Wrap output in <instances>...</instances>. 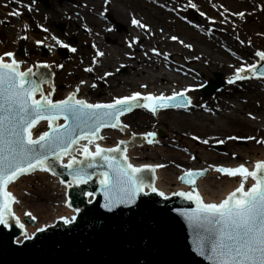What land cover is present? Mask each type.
Masks as SVG:
<instances>
[{
  "label": "bare ground",
  "instance_id": "1",
  "mask_svg": "<svg viewBox=\"0 0 264 264\" xmlns=\"http://www.w3.org/2000/svg\"><path fill=\"white\" fill-rule=\"evenodd\" d=\"M183 1L189 3V0ZM121 2L118 5L103 6L102 3L93 0L85 6L86 9L83 13L78 15L71 13V10L63 5L55 8L51 13L39 12L37 15L39 21H45L48 24L64 22L68 25V29L60 38L51 28L48 29V32H44L41 27H38L35 33L31 31V26H28L25 30L30 34L31 41L35 43L46 41L48 44L45 46L54 48L58 45L52 39V36H55L64 44H66L65 38L68 37L79 44L78 47L75 46L77 49L75 53L70 51L69 60L62 69L54 75L51 73L52 76L49 77V80H52V87L45 83L42 85L45 94L51 92V96H56L54 100H62L64 97L74 94L76 99H83L87 103H101L110 101L114 97L131 95L133 92H140L143 95L181 91L192 101L191 95L194 94L195 88L202 85L191 74L202 72L199 65H204L207 70L217 71L223 75H235L236 69L241 66L258 64V59L248 60L240 53V51L254 49L249 46L247 41L236 37L225 29L222 38L212 35L215 30L228 26L216 17H207L206 22L204 21L201 25L199 23V26L195 28H189L166 10L161 11L148 7L142 2L130 3L129 10L134 9L132 12L141 18L139 20L142 24L147 21L150 25L147 26V29H141L131 23L133 16H128L127 7L121 5ZM166 6L168 7L169 4L167 3ZM93 9H98L99 13L110 14L116 22L126 23L125 32L121 36L111 34L110 27L96 18V15L92 13ZM39 26L41 25L39 24ZM24 28V25L20 23L15 27V30ZM43 28L46 27L43 25ZM81 28L86 31L84 36L80 34ZM173 36L177 39H171ZM45 37L48 38L45 40ZM105 37L116 40V46L113 49L107 48L108 46L103 47L101 39ZM133 38H138L137 42L132 48H129L128 43ZM21 39L25 40L24 37ZM93 44L96 45L95 48L92 47ZM185 44L191 45V48H186ZM41 45L43 43L39 44V46ZM175 46L179 51H173ZM237 47L240 48V51L236 49ZM152 49H155L156 52H153ZM97 51L104 55L98 56L96 62L93 63L92 58ZM108 52L111 54L109 55ZM157 52L159 55L156 54ZM3 53L0 52V55ZM13 58L15 59L13 56L4 60L10 62ZM44 63L49 65L50 71L53 58H50L48 63L47 60L34 59L33 66H27V68L31 67L36 72L37 65ZM120 65L127 66L128 72L126 75L117 77L114 71L116 66ZM87 67H91L93 71L86 72L84 69ZM21 70L23 71L25 68ZM105 72L112 73V75L104 77ZM100 77H104V79H99ZM81 80L86 83L81 84ZM96 83L102 84L101 87L89 91V87ZM141 85L147 87L142 88ZM77 87H79V91H76ZM261 88L257 83L235 82L231 85L228 84L206 104L198 105L196 102H192V106L187 110L177 108L159 111L156 115H152L146 109L137 108L131 113L120 116L121 123L128 125L127 129L124 131L119 129L101 130L99 135L104 139H98L95 143L100 144L103 148L109 146L115 148L120 144V141L127 142L140 135L139 142L127 146L125 155L128 157V162L133 165H163V167L155 168L152 186L163 192L165 197H176L178 192L196 188L205 203H219L228 193L239 186L240 178L221 176L215 170L216 166L235 167L243 163L249 170H253L257 162L264 161V143L257 142H264V94L260 90ZM61 89L64 92L60 93ZM97 94H102L103 98L98 99ZM39 96L40 94H37L35 98H39ZM259 102L261 106H259ZM154 123L162 126L167 125L168 129L173 131V136L170 140L160 139L156 140L158 143L146 146L147 141L143 138V134L150 132L149 128ZM46 129L47 126L43 122L37 124L31 130L33 137L38 136ZM177 136L192 138L194 144L190 143L181 147ZM230 136L240 139L255 137V139H246L249 142L247 146L239 147L235 144L238 139L230 140L228 139ZM194 137L199 139H194ZM204 140H207L208 143H203ZM221 140L223 143H219ZM108 142L109 146L106 145ZM80 143L87 142L80 141ZM216 144L224 146L225 156L220 157L209 151V147ZM90 150H95L94 145L90 146ZM193 154H196L198 162L192 160ZM233 154L239 159L232 160ZM66 160L68 159H63L62 162L65 163ZM188 170L193 172L206 170V174L199 178L194 186H186L180 183V177ZM43 173L49 178L47 185L55 196V205L61 206L60 210L53 207L55 212L51 220H55L58 216L71 215L73 210H70L65 203V184L61 183L51 172ZM20 180L10 185L8 190L13 192L15 190L13 185ZM254 183H256L255 180L249 177L245 181V191ZM13 193L18 200L20 192L15 190ZM16 207L17 204H13V211L16 212L17 218L23 224V218L29 217L25 215L27 211L18 214ZM32 216L35 215L32 214ZM43 222L45 221L37 220L36 227L42 225ZM23 225L24 234L30 235L34 228ZM23 238L24 236L17 242Z\"/></svg>",
  "mask_w": 264,
  "mask_h": 264
},
{
  "label": "snow or ice",
  "instance_id": "2",
  "mask_svg": "<svg viewBox=\"0 0 264 264\" xmlns=\"http://www.w3.org/2000/svg\"><path fill=\"white\" fill-rule=\"evenodd\" d=\"M107 2L108 0H105V3ZM192 7L195 5L193 4ZM15 14L19 15V13ZM201 15L203 16L204 13ZM239 15L243 16L242 13ZM131 23L141 29H147V26L136 18H133ZM24 27L27 29L28 26ZM38 27L48 32L47 28L39 25ZM26 38L25 36L24 39ZM47 38L45 37V40ZM52 39L73 53L77 51L75 47L64 44L55 36H52ZM137 39L133 38L128 43V47L132 48ZM171 39L176 40L177 37L173 36ZM41 43L43 41H37L38 45ZM184 46L191 48L188 44ZM92 47L95 48L96 45L93 44ZM152 51L156 52L155 49ZM156 54L159 55L158 52ZM103 55L104 53L97 51L92 58L93 63L98 56ZM255 55L264 62V52L257 51ZM13 56L12 52L0 55V225L9 227L10 219L14 218L13 204L19 203L8 190V185L20 176L37 170L51 172L56 176L57 172L54 169L64 156H69V160L66 164L61 163L60 166L72 177V180L67 182V186L72 187L76 183L86 184L93 175H99L101 190L105 197L103 207L109 211L118 204L133 203L146 187H151L152 192H157L151 183H145L142 173L145 168L154 172L155 168L163 165L133 166L124 155L127 152L126 141H120L115 148H103L95 141L104 139L103 136L98 135L104 127L120 131L127 129L128 125L120 121V116L125 113L137 108L146 109L153 115H156L160 109L187 110L192 106L189 97L183 92H174L171 96L164 94L155 96L151 93L142 95L140 92H133L131 95L114 97L110 103H87L83 99H76L74 94L66 99L54 101L51 99L52 93L45 94L41 88V84L46 82L44 73L34 72L31 67L22 71L21 64L24 61L18 62L14 58L10 62H5L4 57ZM37 67L47 68L48 65L44 63ZM57 67L62 68L63 65ZM84 70L93 71L91 67ZM117 71L120 69L118 68ZM249 72L264 76V64L260 66L258 72L256 65L247 68L241 66L236 69L235 75L229 78L228 83L231 85L237 80L248 79ZM109 75L112 73H104V77ZM80 83L84 84L86 81L81 80ZM92 87L96 85L93 84ZM141 87L147 86L141 85ZM79 90L77 87L76 91ZM36 93L40 94L39 99L35 98ZM61 117L65 120L63 125L57 124ZM41 120L47 121L48 130L34 139L31 129ZM133 136L135 137V134ZM155 137V132L143 134L148 144L158 143ZM194 139L199 138L194 137ZM228 139L240 138L230 136ZM246 139H255V137ZM80 141L87 143L81 144ZM203 143L208 141L204 140ZM92 145L94 151L90 150ZM120 145L125 147L121 148ZM77 154L82 155L84 159H77ZM100 161H103V164L99 163ZM104 165H107V169L97 173L96 169L104 168ZM215 170L229 177L240 178L239 186L219 203H205L196 188L176 193L196 203L195 210L184 213L196 231V250L210 260L211 264H264V161L257 162L253 170H249L243 163L235 167L216 166ZM205 172L206 170L197 172L188 170L180 179L191 185L195 183V177L202 176ZM249 177L256 183L245 191V181ZM61 183L65 181L61 180ZM87 195L92 196L93 193L89 192ZM159 195L165 194L159 192ZM25 215L33 220L36 219L31 212H26ZM62 219L68 224L75 217H62ZM15 224L21 229L24 227L18 218L15 219ZM37 231L43 229L38 228ZM24 238L30 237L25 233Z\"/></svg>",
  "mask_w": 264,
  "mask_h": 264
},
{
  "label": "water",
  "instance_id": "3",
  "mask_svg": "<svg viewBox=\"0 0 264 264\" xmlns=\"http://www.w3.org/2000/svg\"><path fill=\"white\" fill-rule=\"evenodd\" d=\"M41 1L46 3L45 0ZM19 54L21 56L24 54L22 48L19 49ZM257 59L258 72L264 62H261L259 57ZM48 70L49 65L47 68L38 67L36 72L44 73L45 84L52 87ZM248 75L264 78V76L253 75L251 72ZM220 87L219 75H216V81H210L201 88V91L208 96ZM176 93H181V91ZM172 94L164 93L165 96ZM153 95L159 96L160 94ZM171 109L175 108L160 110ZM43 121L46 120L38 121L34 127ZM59 121L63 122L61 125L65 124L63 117L57 121V124ZM103 129L114 128L104 127L101 130ZM139 138L140 135L127 141L126 146L139 142ZM120 147L123 148L125 145H120ZM65 157L68 156L63 158ZM77 159L82 160L84 157L77 154ZM99 163L103 164V161ZM60 164L61 162L57 163L54 170L57 172L56 177L66 183L65 203L69 208L79 209V211L43 222L28 235L30 238L33 236L31 239L23 238L20 242L17 240L25 231L16 226L15 217L10 219L9 227L5 228L0 225V264H211L210 260L196 250V231L184 215L186 211L195 210V201L179 195L176 197L161 196L160 191L152 192L151 187H146L150 189L147 194L143 191L133 203L118 204L109 211L103 207L105 197L101 190L99 175H93L86 184L76 183L68 187L67 182L71 181L72 177ZM106 169L107 165H104V168H97L96 172L99 173ZM205 174L195 177V183L191 185L181 179L180 181L186 186H194L197 179ZM142 176L146 184H152L154 174L151 169L145 168ZM89 192L93 195H87ZM73 216L75 219L72 223H64L62 217L71 218ZM24 222L30 226L35 225V221L31 218H24ZM51 225L55 226L51 227ZM38 228L43 231L38 232ZM35 232L37 233L34 234Z\"/></svg>",
  "mask_w": 264,
  "mask_h": 264
},
{
  "label": "rangeland",
  "instance_id": "4",
  "mask_svg": "<svg viewBox=\"0 0 264 264\" xmlns=\"http://www.w3.org/2000/svg\"><path fill=\"white\" fill-rule=\"evenodd\" d=\"M1 1L2 7L0 9V34L2 36L3 43L0 42L2 47L0 52H12L18 62L24 61V63L21 64V69H26L27 66H33L32 63L34 62V59L39 58L40 61L47 60L48 63L50 58H53L50 72L54 75L58 70L62 69L61 67H57V65L64 66L68 62L69 56L71 55L70 50L62 47L59 44L54 48H49L45 46L48 44L46 41L43 42V45L39 46L34 41L30 40V34L27 32V30H25V28L16 31L15 27L21 23V25L24 26H31V31L36 33L38 25L40 24L41 26L44 25V27L47 29H53L61 38L68 29V25L64 22H56L54 24H48L45 21L41 22L37 16L39 12L51 13L55 8H59V6L63 5L69 8L71 13L78 15L82 14L86 9L85 6L90 4L93 0H45L46 4L41 1H36L33 3L31 0H14L15 3L10 2L11 0ZM97 1L100 4L102 3L103 6H106L107 4L118 5L122 1L121 5H123L125 8L127 7L128 16H133L132 19L136 18L138 20L141 18L138 17L136 13L132 12L134 9L129 10V7L130 3L142 2L145 5H148V7H153L161 11L166 10L168 13L172 14L175 19H180L184 25L189 28H195L199 26V23L201 25L204 23V21L206 22L207 17H216L221 22L226 23L228 26H225V28L221 27L223 29L217 31L215 30L212 32V35L222 38V35L226 30L233 33L236 37H240L244 41H247L249 46L253 47L254 49L248 51H240V48L238 47L236 49L239 50L243 57L248 60L257 59V56L255 55L257 51L264 52V0H189V3H186L183 0H120V2L119 0H108L107 3H105V0ZM164 2H166V4L168 3L169 6L167 7L166 4H163ZM193 4L195 7H192ZM15 13H19V15H16ZM92 13L96 15V18L99 21L110 27L109 30H111V34L121 36L125 32L126 23L122 24L120 22H116L114 17L110 14L108 15L107 13H103V15H101L98 9H93ZM201 13H204V15L202 16ZM221 13H223V15H221ZM240 13H242L243 16L239 15ZM152 19L155 20L154 18ZM143 24L150 26L147 21L143 22ZM79 31L83 36L86 34V31L82 30V28ZM25 36L27 37L23 42L25 53L21 57L18 55L17 51L22 44L21 38ZM101 42L103 43L104 48L108 46L107 48L113 49V47L116 46V40L111 37L102 38ZM65 43L70 47H75L76 45L77 47L79 46V44H77L76 41H74L71 37L65 38ZM173 51H179L178 47H173ZM108 54L110 55L111 52H108ZM5 58L10 57H4V59ZM199 67L202 69V72H198L197 74L190 73L197 78L198 83L202 84L201 87H203L205 84L207 85L210 81L215 82L216 75H219V82L221 84V87L217 91L208 96H205L200 91L201 87L195 88L194 94L191 95L192 102H196L198 105H201L203 103L206 104L208 100L219 94L229 84V78L233 77L234 75H223L217 71H209L204 65H199ZM118 68L120 71H117ZM127 72V66L122 67V65L116 66L114 71L117 77L126 75ZM236 82L257 83L260 87H262L260 90L264 94V78H254L253 76H249L248 79L237 80ZM101 85L102 84L100 83H96V87H101ZM96 87H92L91 85L89 87V91H94ZM61 92L64 91L61 89L60 93ZM96 97L101 100L103 95L97 94ZM54 98H56L55 95L51 96V99L54 100ZM36 99L39 98L37 97ZM258 104L261 106L260 102ZM190 107L188 109H190ZM43 124L47 126V122H43ZM149 130L150 132L156 133L155 140H170L173 136V131L168 129L167 125L162 126L154 123L153 126L149 128ZM177 139L179 140L178 143L181 147H185L190 143L194 144L192 138H189V140L188 137L183 138L182 136H177ZM248 143V140L241 138L238 139L235 144L239 147H246ZM106 145L109 146V142L106 143ZM148 145L151 144L147 143L146 146ZM110 147L111 146L108 148ZM219 147H221V149H219ZM209 151L220 157L225 156V148L222 144H216L212 147H209ZM191 158L193 161L198 162L196 154H193ZM231 159L238 160L239 158L232 156ZM37 174L23 177L20 181L13 185V188L20 192L18 195L19 203L16 207L18 214L23 213V211H27L36 216L35 226H29L32 228L37 226V220L40 222L50 221L53 218V214L55 212L53 207L57 208L58 210L61 208L60 205H55V196L49 185H47V181L49 179L48 176L41 172ZM221 176L227 175L221 174ZM145 191H148V188H145ZM22 236H24V234Z\"/></svg>",
  "mask_w": 264,
  "mask_h": 264
},
{
  "label": "flooded vegetation",
  "instance_id": "5",
  "mask_svg": "<svg viewBox=\"0 0 264 264\" xmlns=\"http://www.w3.org/2000/svg\"><path fill=\"white\" fill-rule=\"evenodd\" d=\"M31 1H33V0H31ZM10 2H14V0H11ZM35 2H36V0H35ZM15 3V2H14ZM1 7H2V1L0 0V9H1Z\"/></svg>",
  "mask_w": 264,
  "mask_h": 264
}]
</instances>
